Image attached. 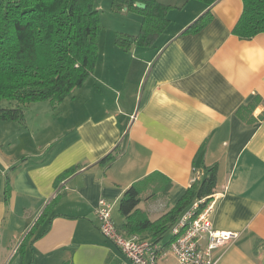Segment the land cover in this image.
<instances>
[{"label": "crops", "instance_id": "crops-1", "mask_svg": "<svg viewBox=\"0 0 264 264\" xmlns=\"http://www.w3.org/2000/svg\"><path fill=\"white\" fill-rule=\"evenodd\" d=\"M159 1L174 6L168 26L153 45L129 50L117 45V34H139L143 15H118L111 1L114 23L105 32L102 15L96 67L62 102L51 100L50 131L38 148L29 147L28 131L21 134L26 148H11L9 133L0 135V264H127L100 230V199L124 231L120 201L133 183L156 172L171 180L162 214L148 213L156 211L143 205L149 200L138 206L156 220L215 165L213 225L238 235L212 257L264 264V32L251 39L233 33L243 0ZM207 12L203 29L186 31ZM250 103L254 110L243 118L238 110ZM116 148L114 161L100 162ZM170 239L171 231L159 242L166 249L159 264H176Z\"/></svg>", "mask_w": 264, "mask_h": 264}, {"label": "trees", "instance_id": "trees-1", "mask_svg": "<svg viewBox=\"0 0 264 264\" xmlns=\"http://www.w3.org/2000/svg\"><path fill=\"white\" fill-rule=\"evenodd\" d=\"M199 1L212 5L218 0ZM138 2L145 3L146 7H138ZM243 3V12L233 33L242 39H251L264 32V0H243ZM173 7L159 0H112L115 12L136 11L143 15L139 34L119 32L117 45L125 50L134 45H153L168 26V12ZM209 19L207 12L186 31H200ZM101 31V13L96 0H0V102L3 99L16 100L19 104L47 99L62 102L93 73ZM254 107L255 103L241 106L238 113L243 117L245 113H252ZM23 115L21 105L0 107L4 120L22 119ZM117 152L116 148L100 162L114 161ZM76 168L64 170L56 184L75 173ZM207 171L205 178H195L179 201L156 220H151L138 206L148 190L154 189V194L150 195L167 194L171 180L156 172L133 183L120 201V213L125 219L123 230L140 234L154 243L162 241L194 200L214 193L217 166L207 167ZM7 184L9 186V177ZM9 191L8 187L6 196ZM54 200L46 206L36 226L50 214Z\"/></svg>", "mask_w": 264, "mask_h": 264}, {"label": "built area", "instance_id": "built-area-1", "mask_svg": "<svg viewBox=\"0 0 264 264\" xmlns=\"http://www.w3.org/2000/svg\"><path fill=\"white\" fill-rule=\"evenodd\" d=\"M195 180V179H194ZM220 193L196 199L171 228L173 240L167 251L176 256V264H217L212 252L238 234L216 229L212 216ZM101 232L124 254L127 264H159L160 254L166 249L140 234H129L119 229L112 217V205L101 198L96 208ZM206 245L203 246L202 242Z\"/></svg>", "mask_w": 264, "mask_h": 264}, {"label": "rangeland", "instance_id": "rangeland-1", "mask_svg": "<svg viewBox=\"0 0 264 264\" xmlns=\"http://www.w3.org/2000/svg\"><path fill=\"white\" fill-rule=\"evenodd\" d=\"M111 1L112 0H96L97 7H99V9L101 10L100 11L101 17L102 15H104L103 25L105 32H108L109 29L113 27L112 23H114L109 19L108 16V14H111L110 11ZM132 12H136V11H130L128 13H132ZM117 14L124 16L126 13L119 12ZM122 19L123 18H119V21H121ZM20 105L23 108V112H24L22 119L4 120L0 116V135L2 134L6 135L7 133H9L8 139H14L12 146L10 144L11 148H13L14 146H16V148H26L25 144L28 146V139L24 141V138L21 137V134L22 132L28 131V135L32 137V143H33L31 144L30 143L31 140H29V147H33L34 145L35 148H38L37 145L40 144L41 141H43V138L45 139L47 137V134L50 131L46 129V126L53 119V114L48 109V108L53 109V102L51 100L50 101L40 100L38 102L36 101L30 104H19V102H17L16 100H7V99H3L0 102L1 108H12ZM150 194H154V189H151L150 191L148 190L144 193L143 199L144 201L149 200V203L147 201L143 205L150 210L156 209V211L154 212L148 211V213L152 215L153 218H155L166 210L167 198H166V194L163 193H159L157 195H150ZM165 238L166 239L169 238V232L168 234H166Z\"/></svg>", "mask_w": 264, "mask_h": 264}, {"label": "water", "instance_id": "water-1", "mask_svg": "<svg viewBox=\"0 0 264 264\" xmlns=\"http://www.w3.org/2000/svg\"><path fill=\"white\" fill-rule=\"evenodd\" d=\"M137 6L140 7V8H145L146 7V4L145 3H142V2H138L137 3Z\"/></svg>", "mask_w": 264, "mask_h": 264}]
</instances>
